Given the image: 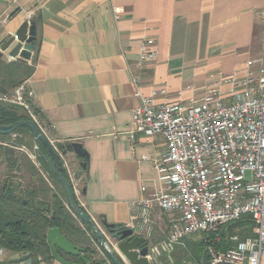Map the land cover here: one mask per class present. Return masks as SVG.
Wrapping results in <instances>:
<instances>
[{"label": "crops", "instance_id": "obj_1", "mask_svg": "<svg viewBox=\"0 0 264 264\" xmlns=\"http://www.w3.org/2000/svg\"><path fill=\"white\" fill-rule=\"evenodd\" d=\"M115 8L123 9L119 20ZM263 9L264 0H0L7 36L29 19L37 24L35 51L22 62L32 69L23 76L29 100L41 111L49 140L81 143L88 153L87 170L74 153L66 157L82 189L77 201L104 232L103 221L128 227L134 203L161 187L155 161L165 154V141L138 135L133 142L128 135L140 104L137 91L164 88L157 103L184 105L202 103L221 80L229 93V79L241 81L264 63ZM147 39L157 58L142 63ZM5 54V64L17 62ZM153 219V241L159 242L171 217L156 209ZM91 241L93 259L113 264ZM6 258L10 264H60L9 252Z\"/></svg>", "mask_w": 264, "mask_h": 264}, {"label": "built area", "instance_id": "obj_2", "mask_svg": "<svg viewBox=\"0 0 264 264\" xmlns=\"http://www.w3.org/2000/svg\"><path fill=\"white\" fill-rule=\"evenodd\" d=\"M120 19L122 8H115ZM264 18V9L261 13ZM29 19L28 21H30ZM264 43V37H263ZM157 58L153 41L147 39L142 47L141 61ZM14 60V59H13ZM247 72L229 93L223 91V80L206 92L202 103H157L164 88H154L149 95L140 90L136 97L140 104L134 109L132 129L128 133L134 142L138 135L160 137L165 141V154L155 161L161 187L152 197H142L133 208L135 215L128 226L135 237L148 243L147 258L151 264L172 262L176 247L197 233L214 235L221 227L243 217L254 222V236L242 240L230 238L234 246L218 251L208 242V264H261L264 256V63ZM27 82L0 96V100L20 106L41 129L43 125L30 102ZM60 154L68 174L74 196L80 200L82 189L77 173L66 156L49 140ZM3 146L6 144L2 142ZM31 158L37 159L35 155ZM35 161V160H34ZM251 174V178L247 177ZM143 192L145 188L142 189ZM156 209L168 214L171 222L164 240L154 242ZM96 223V222H95ZM97 224V223H96ZM100 231L111 247L106 232ZM7 252L0 248V264H10ZM23 264V263H19ZM200 264V263H195Z\"/></svg>", "mask_w": 264, "mask_h": 264}, {"label": "trees", "instance_id": "obj_3", "mask_svg": "<svg viewBox=\"0 0 264 264\" xmlns=\"http://www.w3.org/2000/svg\"><path fill=\"white\" fill-rule=\"evenodd\" d=\"M31 73L32 69H26L22 61L5 64L0 60V96L7 95L10 90H15L21 86L27 80L23 76L29 77ZM33 108L35 114L43 122L44 117L41 111L36 107ZM21 121H32V119L20 106L0 100V126H10ZM43 133L45 134V132ZM20 134H27L34 141L32 131L29 128L21 127L12 135L19 136ZM10 136L0 135V140H5ZM45 136L50 138L46 134ZM17 144L25 146L23 139H19ZM73 144H57V148L62 154L68 155L73 152ZM41 148L44 154L48 153L47 147L42 143ZM14 155L13 151L6 153L11 174L16 172L18 166V161L14 159ZM36 157L41 169L47 173L48 178L61 192H52L53 187L42 182H39V187L24 189L22 185H17L13 179L8 178L0 190V248L11 254L23 255L34 261L38 258L53 260L48 233L51 229L59 228L70 242L84 249V256L89 260L88 264H106L105 261L93 259L96 252L91 239L97 241L96 235L70 211L64 186L51 172L38 151ZM81 161L85 164L84 170H87L88 159ZM63 176L70 182L66 171ZM75 200L81 207L76 198ZM81 209L85 211L82 207ZM254 227V222L250 217H243L237 222L221 227L214 235H202L204 239L200 242L188 244L191 255L198 263L208 264L209 255L206 251L208 242L218 251H225L234 246L230 240L232 236L237 234L242 240H245L254 236ZM106 231L109 234L111 229H106ZM61 255L71 262L80 261L77 257L64 253ZM115 256L121 261L118 255Z\"/></svg>", "mask_w": 264, "mask_h": 264}, {"label": "water", "instance_id": "obj_4", "mask_svg": "<svg viewBox=\"0 0 264 264\" xmlns=\"http://www.w3.org/2000/svg\"><path fill=\"white\" fill-rule=\"evenodd\" d=\"M15 14L16 11L9 16V19L14 17ZM36 42V22L34 20L25 21L14 35H8L0 41V60L4 57L6 52H9L12 59L28 62L31 60L33 52L35 51ZM21 127H27L32 131L39 155L47 163L51 172L57 177L66 190L70 211L82 224L87 225L90 231L96 235L97 242L105 250L111 262L113 264H151L147 258V241L142 237H135L133 230L128 227L118 228L116 225H109L103 222L105 230L111 229L109 235L112 240L115 241V244L111 242V247H108L107 238L100 231V227L77 204L71 183L63 176L65 168L60 154L33 121H21L10 126H0V135H12ZM41 143L47 147V154L42 152ZM72 153L81 160L89 158L88 153L81 143L73 144ZM62 156H67V154H62ZM82 165L85 167V164ZM48 242L50 243L52 257L60 264H88L89 260L84 256V249L70 242L59 228H54L49 231ZM61 253L77 257L80 259V262L68 261L62 257ZM117 254L121 257V261L116 258L115 255Z\"/></svg>", "mask_w": 264, "mask_h": 264}, {"label": "rangeland", "instance_id": "obj_5", "mask_svg": "<svg viewBox=\"0 0 264 264\" xmlns=\"http://www.w3.org/2000/svg\"><path fill=\"white\" fill-rule=\"evenodd\" d=\"M3 22V24H2ZM5 20L0 21V41L7 37L5 29ZM0 28V29H1ZM1 53V46H0ZM7 53V52H6ZM2 58V61L10 62L5 56ZM13 61V60H12ZM16 62V61H15ZM13 90H10L8 94L12 93ZM43 125V123H42ZM43 129L50 136V133L47 132L45 125ZM52 138V137H51ZM19 139H23L25 146H20L18 143ZM4 142L6 145H1ZM35 146V147H34ZM14 152V159L18 161V166L16 172L11 174L9 172L8 160L6 153ZM30 155H37L36 143L35 140L32 141L29 135L20 134L11 135L5 140H0V190L4 187V184L8 178L14 180L17 185H22L24 189L39 187V182L46 183L49 187H53V191L61 192L57 186L48 178L47 173L41 169V165L37 159H32ZM247 177L251 178V174L247 173ZM204 234L197 233L188 237L180 245L176 247V250L172 254V262L174 264H195L198 263L196 259L191 255V250L188 246L189 243L200 242L204 239L202 236ZM162 264H170L167 259H162ZM264 264V258L263 262Z\"/></svg>", "mask_w": 264, "mask_h": 264}]
</instances>
